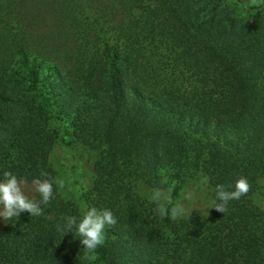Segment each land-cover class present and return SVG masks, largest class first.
Instances as JSON below:
<instances>
[{
	"label": "trees",
	"instance_id": "16d2710c",
	"mask_svg": "<svg viewBox=\"0 0 264 264\" xmlns=\"http://www.w3.org/2000/svg\"><path fill=\"white\" fill-rule=\"evenodd\" d=\"M61 141L96 151L84 201L117 223L87 251L54 183L0 228V264H264V0H0V178L55 180ZM240 176L249 193L211 208ZM142 181L169 209L202 182L205 215L160 217Z\"/></svg>",
	"mask_w": 264,
	"mask_h": 264
},
{
	"label": "clouds",
	"instance_id": "9594fccd",
	"mask_svg": "<svg viewBox=\"0 0 264 264\" xmlns=\"http://www.w3.org/2000/svg\"><path fill=\"white\" fill-rule=\"evenodd\" d=\"M41 176L44 178H34L31 181V191L40 197L37 199L36 196L29 195L28 181L25 178H20L11 171H4L3 177L0 178V217L7 221L13 217H20L22 212L30 213L31 217L42 215L43 206L48 205L53 199L54 183L58 188L63 189L65 181L59 177L53 180L46 172H42ZM165 183H167L166 176L161 180V184ZM232 187L233 190H228L223 184L216 185V198L211 208L225 214L229 201L239 200L251 190V185L245 176H240ZM185 198L190 199L191 196L186 195ZM150 200L156 205L154 211L160 217L170 216L171 219L176 220L185 211L182 203H177L169 209L167 203L170 202V197L162 188H154ZM65 219V234L72 231L76 236L81 237V244L89 252H94L104 244L106 228L114 227L117 223V218L110 209L95 206L84 210L79 222L75 216Z\"/></svg>",
	"mask_w": 264,
	"mask_h": 264
},
{
	"label": "rangeland",
	"instance_id": "374dc122",
	"mask_svg": "<svg viewBox=\"0 0 264 264\" xmlns=\"http://www.w3.org/2000/svg\"><path fill=\"white\" fill-rule=\"evenodd\" d=\"M96 159V151L87 145L76 143L73 147H67L62 141L58 142L51 153L50 161L55 171V179L62 178L65 181V187L59 189L60 194L65 199L75 203L82 213L87 209L84 201V193L89 190L95 179L94 162ZM138 193L146 200L151 201L152 187L146 183L138 182ZM169 197L171 205V189H164ZM29 195L36 196V193L31 191V183H28L27 189ZM264 191V187H263ZM186 195H190V199H186ZM208 188L202 182H196L185 188L180 200L177 203H182L185 211L182 216L188 215L193 211H198L205 215L208 205ZM264 207V195L260 199ZM174 204V205H175ZM6 221L0 217V228L5 225Z\"/></svg>",
	"mask_w": 264,
	"mask_h": 264
}]
</instances>
